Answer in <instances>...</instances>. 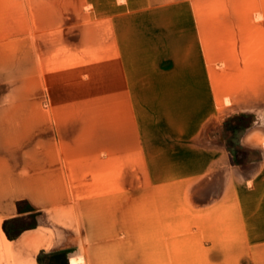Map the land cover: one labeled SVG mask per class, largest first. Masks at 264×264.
<instances>
[{
    "label": "rangeland",
    "instance_id": "rangeland-1",
    "mask_svg": "<svg viewBox=\"0 0 264 264\" xmlns=\"http://www.w3.org/2000/svg\"><path fill=\"white\" fill-rule=\"evenodd\" d=\"M258 8L0 0V161L42 188L36 209H19L45 212L67 249L41 263L185 264L163 252L202 246L187 201L264 182V48L248 29Z\"/></svg>",
    "mask_w": 264,
    "mask_h": 264
},
{
    "label": "crops",
    "instance_id": "crops-1",
    "mask_svg": "<svg viewBox=\"0 0 264 264\" xmlns=\"http://www.w3.org/2000/svg\"><path fill=\"white\" fill-rule=\"evenodd\" d=\"M254 1V0H251ZM257 12L264 17V0H257ZM250 31L256 32L251 45L264 48V19L251 23ZM0 161V264H43L44 255L59 253L62 242H51V233L43 211H19V205L28 201L36 209L34 191L41 187L28 186L25 178L10 174ZM37 182L33 178L32 183ZM232 190L240 191L235 197L188 200L195 209L187 218V232L202 240L199 248H169L164 254H186L185 264H195L200 255L201 264H264V182L234 184ZM3 197H5L3 199ZM37 213L35 227L24 230L15 239L6 236V222ZM72 264H82L79 257ZM197 264V263H196Z\"/></svg>",
    "mask_w": 264,
    "mask_h": 264
},
{
    "label": "trees",
    "instance_id": "trees-1",
    "mask_svg": "<svg viewBox=\"0 0 264 264\" xmlns=\"http://www.w3.org/2000/svg\"><path fill=\"white\" fill-rule=\"evenodd\" d=\"M18 209H19V208H18ZM19 211H20V209H19ZM31 211H33V210H31ZM35 225H36V223H35ZM35 225H34V226H31V227H29V228H27V229H31V228L35 227ZM6 226H7V222L4 224V226H3V230H4L5 234H6V236L8 237V239H10V240L15 239L17 236L20 235V233H21L22 231L27 230V229H24V230H22V231L19 232V233L11 234V233L7 230Z\"/></svg>",
    "mask_w": 264,
    "mask_h": 264
}]
</instances>
